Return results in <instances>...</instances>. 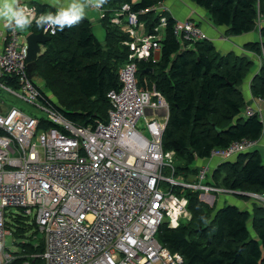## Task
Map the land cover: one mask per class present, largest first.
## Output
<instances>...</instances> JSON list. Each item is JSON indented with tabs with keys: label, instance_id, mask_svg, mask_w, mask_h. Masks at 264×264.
Returning a JSON list of instances; mask_svg holds the SVG:
<instances>
[{
	"label": "built area",
	"instance_id": "built-area-1",
	"mask_svg": "<svg viewBox=\"0 0 264 264\" xmlns=\"http://www.w3.org/2000/svg\"><path fill=\"white\" fill-rule=\"evenodd\" d=\"M21 4L37 17L42 14L35 5ZM150 11L160 16L151 33L139 21ZM166 13L159 5L136 13L128 3L116 11L111 23L129 35L124 42L129 57L119 71L120 88L108 94V121L88 127L68 120L30 78L28 35L0 30V91L47 114L33 117L17 107L0 112V264L15 259L5 240L12 237L8 223L18 215L35 223L43 235L45 249L36 257L44 264H186L182 254L171 253L157 239L161 226L176 229L182 219H192L182 189L201 192L202 201L211 205L219 195L241 194L212 184L213 164L256 149L258 142L215 149L196 176H180L187 183L175 180L176 154L163 148L168 102L155 85L144 80L140 86L137 76L140 62L160 60ZM175 21L174 35L182 46L209 40L192 20ZM57 32L43 29L50 37ZM254 114L263 116L250 107L245 116ZM250 196L264 207V195Z\"/></svg>",
	"mask_w": 264,
	"mask_h": 264
},
{
	"label": "trees",
	"instance_id": "trees-1",
	"mask_svg": "<svg viewBox=\"0 0 264 264\" xmlns=\"http://www.w3.org/2000/svg\"><path fill=\"white\" fill-rule=\"evenodd\" d=\"M165 0H107L101 24L108 31L103 43L93 35L94 26L84 17L78 24L58 29L45 51L37 59L38 76L45 89L52 92L57 108L81 127L107 122L111 108L108 94L120 88L119 71L127 63L129 47L124 42L129 35L111 24V19L123 4L134 12L150 9ZM205 9L217 27L227 29L230 36L239 37L256 31L264 17V0H190ZM42 13L50 12L44 5ZM160 60L140 62L138 80L156 86L169 105V121L163 136L164 151H174L177 175L196 176L197 160L210 157L215 149H225L235 142H260L264 121L254 114L245 116L247 100L243 82L252 71L253 61L234 53L222 54L210 40L185 43L174 35L176 24L169 14ZM140 23L151 31L160 23L154 11L139 16ZM29 33L43 32L37 25ZM264 35V29H262ZM246 48L261 54L260 42ZM14 86L10 77L4 79ZM251 93L264 100V66L251 83ZM51 124L49 123V126ZM46 128V126H45ZM1 133V131H0ZM212 184L225 189L264 193V155L253 149L218 164H213ZM188 210L192 219L178 228L166 224L159 229L158 241L171 253H180L186 264H264V207L257 203L252 209L241 210L227 205L215 212L201 199V192L188 191ZM193 222V225H192ZM250 224V225H249ZM7 228L19 246L11 264H44L37 255L45 249L43 235L35 223L18 215ZM256 237L252 236V231Z\"/></svg>",
	"mask_w": 264,
	"mask_h": 264
},
{
	"label": "crops",
	"instance_id": "crops-1",
	"mask_svg": "<svg viewBox=\"0 0 264 264\" xmlns=\"http://www.w3.org/2000/svg\"><path fill=\"white\" fill-rule=\"evenodd\" d=\"M20 2L27 5H35V6L44 5L47 9L50 10V6H53L55 9H57L63 4H66L67 0H20ZM164 5L168 9V13L173 19L177 21H185L189 19L197 23L207 33L209 40L214 44L216 49L222 52V54L226 55L229 53H234L237 56L239 55L246 56L250 60H252L254 64L252 66V71L247 78L251 86L253 79L259 74L262 66H260L261 62H259L260 58L258 57V54L246 49V45L249 43H257V42H260L263 45L264 35L262 33V29H264V17H263V22L261 20L259 23V29H257L252 33L245 34L239 37L230 36V35H228V37L225 36L222 37L220 32L226 28L215 26L208 12L205 9L198 7L192 1L167 0ZM84 17L90 19V21L93 23L94 26L102 25L101 20L103 18V11L101 8L100 9L88 8L86 10V14ZM0 30L7 31V28L4 26L3 22H0ZM225 32L227 33V29L225 30ZM244 93L246 100L248 102V106H251L252 108L255 107L262 109L264 108V102L259 101L258 99L253 97L249 89V83H248V88ZM11 107L14 106L8 105L0 95V112H5L9 110ZM244 208L248 209V206H245ZM9 231L11 230L9 229ZM12 237H13V243L11 244L13 248H11L12 251L9 249L8 250L11 251L12 253L19 252L20 248L16 243V239L14 238L13 233H12Z\"/></svg>",
	"mask_w": 264,
	"mask_h": 264
},
{
	"label": "rangeland",
	"instance_id": "rangeland-1",
	"mask_svg": "<svg viewBox=\"0 0 264 264\" xmlns=\"http://www.w3.org/2000/svg\"><path fill=\"white\" fill-rule=\"evenodd\" d=\"M167 0H165V1H163V2H161V3H159L158 5L159 6H161L162 8H164V9H166L167 11H168V9L166 8V6L164 5L165 4V2H166ZM126 4V3H125ZM129 4V3H128ZM124 5V4H123ZM122 5V6H123ZM132 7V6H131ZM153 8V7H152ZM152 8H150V9H152ZM102 9V11H103V15L105 14V12H106V10L102 7L101 8ZM147 10V9H146ZM50 12H55L56 11V9L53 7V6H50V10H49ZM132 11H133V9H132ZM143 11V10H142ZM141 12V11H140ZM136 13H139V12H136ZM104 17V16H103ZM168 20V19H167ZM261 20H262V22H263V17L261 18ZM260 20V21H261ZM112 24V23H111ZM113 26H116V25H114V24H112ZM195 25L196 26H198L199 27V25L197 24V23H195ZM116 27H119L122 31H123V29H122V27H120V26H116ZM146 29V28H145ZM257 29H259V26H257ZM256 29V30H257ZM225 30L226 29H223L220 33H221V36L222 37H228V35L229 34H227L226 32H225ZM144 32V31H143ZM21 33H25L26 35H28L29 34V31H27V30H23ZM223 34H225V35H223ZM247 49V48H246ZM43 51H45V48L42 46V53H43ZM41 53V54H42ZM258 57L260 58V60H259V62H261L260 63V66H264V50H262L261 51V54H259L258 55ZM36 79V78H35ZM37 80V83L40 85V87L52 98V100H54L55 102H56V106H57V102H58V100L56 99V97H55V95L52 93V92H48L46 89H45V83H44V81L41 79V78H37L36 79ZM247 79L243 82V92H245L246 90H247V88H248V83H249V89H250V92H251V86H250V82L248 81V83H247ZM244 89H245V91H244ZM0 95L2 96V99H4L5 100V102L8 104V105H10V106H14V107H17L18 109H20V110H22L24 113H26L27 115H29V116H33V117H38V118H47V114L45 113V112H42V111H39V110H37L36 108H35V106H33L32 104H30V103H28V102H26L25 100H23V99H21L20 97H18L17 95H14V94H11V93H9V92H6V91H3V90H1L0 91ZM244 95H245V93H244ZM258 100L259 101H263L264 102V100L263 99H259L258 98ZM249 107L250 108H252L251 106H248V103H247V106L245 107L246 109L244 110V113L243 114H245L246 113V111L249 109ZM252 110L253 111H256V112H259V114H261V115H263L262 116V118H263V121H264V108L262 109V108H252ZM256 149H258L261 153H262V155H264V134H263V137H262V139L260 140V142L258 143V145H257V148ZM231 161V160H230ZM202 162V160H197L194 164H193V168H199L200 166H201V163ZM174 164H175V166H176V168H177V166H178V164H181V162L179 161H177V158L175 159V162H174ZM170 175V173H168V172H165V176H169ZM180 176L181 175H178L177 177H175V180L177 181V182H180V183H187V181L188 180H183L182 178H180ZM206 182V181H205ZM179 188H177V190H176V192H179ZM183 190V192L184 193H187L188 192V190L187 189H182ZM241 192V194L240 195H237V196H233V195H219V196H217V200H216V202H214L213 203V205L214 204H216V208H215V212L218 210V209H220V208H222V207H224V206H227V205H234V206H237L238 208H240L241 210H244V207L245 206H248V208L251 210L252 209V204H254L253 202H257L252 196H250V194H258V193H253V192H251V191H247V192H242V191H240ZM206 194H204L203 192H202V196H205ZM211 195H213L214 196V194L212 193ZM258 195H264V193H261V194H258ZM245 202H247V203H245ZM205 203H206V205L208 204V206L210 205V206H213V205H211V201L210 200H206L205 201ZM260 206L261 207H263L261 204H260ZM18 212V210H13V213L14 214H16ZM188 222V220L186 219V218H184V219H182L181 221H180V223L181 224H186ZM192 225H193V222H192ZM250 225V224H249ZM251 231H252V236L253 237H256V234L254 233V231L251 229ZM5 243H6V247L9 249V250H11L12 251V249L11 248H13V246H12V244L11 243H13V237H10V236H8V237H6V240H5Z\"/></svg>",
	"mask_w": 264,
	"mask_h": 264
},
{
	"label": "clouds",
	"instance_id": "clouds-1",
	"mask_svg": "<svg viewBox=\"0 0 264 264\" xmlns=\"http://www.w3.org/2000/svg\"><path fill=\"white\" fill-rule=\"evenodd\" d=\"M107 0H67L55 12L42 13L36 16L35 10L22 5L20 0H0V22L13 31H23L29 28L33 21L45 31L49 29L64 30L78 24L85 16L88 8L100 9Z\"/></svg>",
	"mask_w": 264,
	"mask_h": 264
},
{
	"label": "water",
	"instance_id": "water-1",
	"mask_svg": "<svg viewBox=\"0 0 264 264\" xmlns=\"http://www.w3.org/2000/svg\"><path fill=\"white\" fill-rule=\"evenodd\" d=\"M93 35L100 41L105 42L107 30L103 25H96L92 27ZM52 37L46 36L43 32L30 33L27 36L28 42V73L31 79L38 76L37 59L42 53V46L51 41Z\"/></svg>",
	"mask_w": 264,
	"mask_h": 264
}]
</instances>
